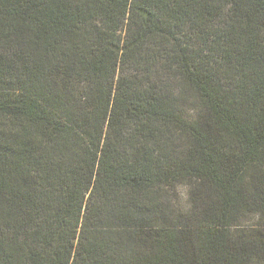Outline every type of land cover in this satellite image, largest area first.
I'll use <instances>...</instances> for the list:
<instances>
[{
  "label": "trees",
  "instance_id": "16d2710c",
  "mask_svg": "<svg viewBox=\"0 0 264 264\" xmlns=\"http://www.w3.org/2000/svg\"><path fill=\"white\" fill-rule=\"evenodd\" d=\"M0 264H264V0H0Z\"/></svg>",
  "mask_w": 264,
  "mask_h": 264
},
{
  "label": "rangeland",
  "instance_id": "374dc122",
  "mask_svg": "<svg viewBox=\"0 0 264 264\" xmlns=\"http://www.w3.org/2000/svg\"><path fill=\"white\" fill-rule=\"evenodd\" d=\"M258 222H259L258 218H255L254 216H249L243 221L242 225L243 226L256 225L258 224Z\"/></svg>",
  "mask_w": 264,
  "mask_h": 264
}]
</instances>
